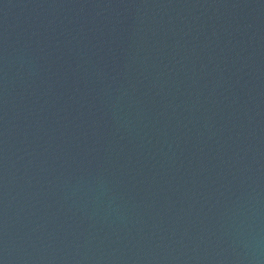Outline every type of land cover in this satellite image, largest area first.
I'll return each mask as SVG.
<instances>
[{"label": "water", "instance_id": "obj_1", "mask_svg": "<svg viewBox=\"0 0 264 264\" xmlns=\"http://www.w3.org/2000/svg\"><path fill=\"white\" fill-rule=\"evenodd\" d=\"M2 264H264V0H0Z\"/></svg>", "mask_w": 264, "mask_h": 264}, {"label": "snow or ice", "instance_id": "obj_2", "mask_svg": "<svg viewBox=\"0 0 264 264\" xmlns=\"http://www.w3.org/2000/svg\"><path fill=\"white\" fill-rule=\"evenodd\" d=\"M0 264H2V262H0Z\"/></svg>", "mask_w": 264, "mask_h": 264}]
</instances>
